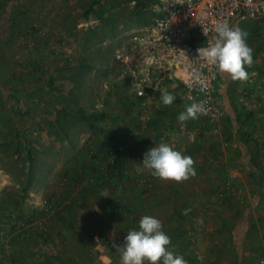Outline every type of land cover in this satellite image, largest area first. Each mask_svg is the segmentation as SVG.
Masks as SVG:
<instances>
[{
    "label": "rangeland",
    "instance_id": "1",
    "mask_svg": "<svg viewBox=\"0 0 264 264\" xmlns=\"http://www.w3.org/2000/svg\"><path fill=\"white\" fill-rule=\"evenodd\" d=\"M91 2L0 0V264H121L116 246L145 215L162 222L169 249L188 264H259L264 108L248 117L236 99L240 82L225 74L226 149L195 120H178L187 106L177 90L171 106L143 109L114 55L152 20L151 6L136 17L135 2L98 0L84 18ZM236 26L264 80V22ZM254 92L263 105L264 81ZM161 142L191 156L196 176L176 184L143 169L144 154ZM120 154L122 173L111 169ZM229 181L221 200L219 185Z\"/></svg>",
    "mask_w": 264,
    "mask_h": 264
},
{
    "label": "built area",
    "instance_id": "2",
    "mask_svg": "<svg viewBox=\"0 0 264 264\" xmlns=\"http://www.w3.org/2000/svg\"><path fill=\"white\" fill-rule=\"evenodd\" d=\"M157 14L151 23L132 31L115 52L114 62L130 95L143 109L157 107L161 90L180 92L187 106L201 104L206 114L194 119L201 130L216 138L226 149L228 112L224 105V74L205 59L197 49L207 47L216 36L218 22L233 27L242 21L264 19V0H155ZM197 44V45H194ZM261 64L264 65V57ZM257 73L251 76V73ZM250 79L240 83L237 96L240 105L257 112L260 104L254 92L263 83L258 69H248ZM144 96H140L141 92ZM232 181L219 185V197L231 192ZM23 226V224H19ZM261 259L259 264H261Z\"/></svg>",
    "mask_w": 264,
    "mask_h": 264
},
{
    "label": "clouds",
    "instance_id": "3",
    "mask_svg": "<svg viewBox=\"0 0 264 264\" xmlns=\"http://www.w3.org/2000/svg\"><path fill=\"white\" fill-rule=\"evenodd\" d=\"M216 36L207 47L197 49L198 57L205 59L217 68L219 73L226 74L233 82L246 83L250 75L246 68L253 66V49L246 43L247 33L238 26L231 27L228 22H218ZM257 73H251L256 76ZM144 96V92L140 93ZM163 105L171 106L175 96L167 90H161ZM206 114V109L193 103L181 113L178 120L183 123L197 119ZM143 169L162 181L182 183L196 176L194 160L189 155L174 150L168 143L161 142L151 147L143 156ZM190 209L183 214L187 215ZM171 238L163 230L162 222L150 215L141 217L138 230L127 232L123 246H116L121 254V264H188L183 256L176 255L169 249ZM203 261L204 257H197ZM264 264V261H261Z\"/></svg>",
    "mask_w": 264,
    "mask_h": 264
},
{
    "label": "trees",
    "instance_id": "4",
    "mask_svg": "<svg viewBox=\"0 0 264 264\" xmlns=\"http://www.w3.org/2000/svg\"><path fill=\"white\" fill-rule=\"evenodd\" d=\"M128 1H129V2H135L133 13H134V15H135L136 17H140V16H141V11L144 10V9H146L148 6H151V9H152V14H151L152 20H153V18H155V17L157 16V14H156L155 11H154V5H155V3H156L155 0H128ZM97 2H98V0H93V2H91V3L88 5V7H87V9H86V11H85V13H84V18H87V17L89 16V14H90L91 12H93V10H94V5H95ZM152 20H151V21H152ZM151 21L147 23L146 20H142V21L139 22V24H140L141 27H142V26H145V25L151 23ZM256 22H257V21H256ZM258 22L263 23V22H264V19H262V20H260V21H258ZM253 34H254L258 39L261 38V36H260V34H259V32H258V28L255 29V30H253ZM194 45H197V44H194ZM259 49H264V44L261 45V46L259 47ZM250 69H258V70H260V67L257 66V65H255V62H254V63H253V66L250 67ZM256 114H257L256 112H251V113H248L247 116L250 117V118L252 119L254 116H256ZM250 118H249V119H250ZM253 119H254V118H253ZM80 120L84 121V122H85L87 125H89L91 128L94 127V126L89 122L88 118H87V117H84L83 114L81 115ZM230 120H231V119L228 117L225 134H226V132L228 131V126H229ZM252 122H254V121L252 120ZM230 124H231V123H230ZM247 134H249V132H247ZM224 136H225V135H224ZM226 137H227V135H226ZM226 137H225V139H226ZM226 140H227V139H226ZM239 141H240V140H239ZM126 159H127V157H126L125 154H120V155L116 156V159H115V160L113 161V163L111 164V169H112V170H115V169H116V170H119V172L122 173V170H121V169H117V168H121V166L126 162Z\"/></svg>",
    "mask_w": 264,
    "mask_h": 264
},
{
    "label": "crops",
    "instance_id": "5",
    "mask_svg": "<svg viewBox=\"0 0 264 264\" xmlns=\"http://www.w3.org/2000/svg\"><path fill=\"white\" fill-rule=\"evenodd\" d=\"M251 22H255V21H251ZM224 79H225V81L227 80L226 79V75L224 74ZM226 83H227V81H226ZM226 96H227V93H226V91H225V93H224V105H225V108H226V110H227V112H228V115H229V118L232 120V116H231V109H230V106H229V104H230V102H228L227 101V98H226ZM237 96V95H236ZM255 97L257 98L256 100H258V97H257V95H255ZM236 99H237V103L239 104V107H241L240 109H242V110H246L248 113H251L248 109H246V108H242V106L240 105V103H239V101H238V96L236 97ZM261 107H263L264 108V103H263V105H260ZM259 111H260V108H259ZM257 113V112H256ZM230 120V121H231ZM233 123V122H232ZM233 125H235L236 127H235V131H237V130H239V126L240 125H237V124H233ZM230 126V125H229ZM229 126H228V128H229ZM238 126V127H237ZM227 133H228V131L226 132V134H225V137H226V135H227ZM206 134V133H205ZM229 134V133H228ZM213 139L214 140H217L216 138H214L213 137ZM234 142L236 141V139H234L233 140ZM217 142H218V140H217ZM236 143V142H235ZM234 185L232 184V187H233ZM256 206V205H255ZM207 208V209H206ZM208 208H209V206L208 205H206L205 207H204V209H203V213H205V212H207V210H208ZM252 209V207H250V210ZM230 220V219H229ZM239 224H238V227H239V229H241L242 228V223H243V219L242 220H238L237 221ZM232 224H234V223H232L231 222V225ZM241 224V225H240ZM239 229L237 228V229H234L235 231L234 232H236V236L237 237H235L234 239H236L237 241H238V239L237 238H239L240 236H238V233H240V231H239ZM242 230V229H241ZM210 235H212L211 233H209V237H210ZM210 239V238H209ZM261 247H264V243L261 245ZM209 248L211 249L212 248V245H209Z\"/></svg>",
    "mask_w": 264,
    "mask_h": 264
}]
</instances>
